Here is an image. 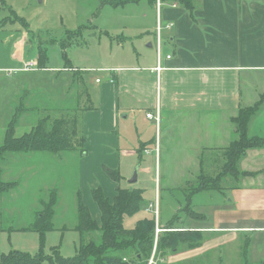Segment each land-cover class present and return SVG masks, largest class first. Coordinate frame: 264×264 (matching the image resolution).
Returning <instances> with one entry per match:
<instances>
[{"label": "crops", "instance_id": "obj_1", "mask_svg": "<svg viewBox=\"0 0 264 264\" xmlns=\"http://www.w3.org/2000/svg\"><path fill=\"white\" fill-rule=\"evenodd\" d=\"M99 1L102 11H118L111 14L117 20L114 26L108 21L110 15L101 25L104 15L93 18V27L109 36L110 49L114 51L112 59L102 67L103 77L93 72L92 90L86 78L90 71L73 67L64 53V67L51 73L57 89L49 87L50 92L42 93L25 84L10 100L11 112L20 116L16 136L28 132L18 135L22 116H36L29 122L31 130L51 114L56 118L70 117L63 103L72 105L73 101L76 108L83 100H91L88 105L83 102L77 111L72 105V118L78 121L85 149L83 157L77 154L79 151L72 152L84 187L76 189L77 204L80 194L100 227L102 212L93 189L102 188L105 196L113 200L119 187L138 188L143 190L144 201L137 221L155 222L154 244L148 258L129 260L122 255L126 249L116 254L110 248L108 253L122 256L128 264H264V146L247 149L235 163L234 173L227 168L233 158L224 150L241 137L233 120L241 109L255 110L248 121V137L264 140V0H194L192 9L177 1L160 0V10L158 0ZM143 2L147 4L145 8L136 12ZM159 15L163 24L160 51ZM149 17L151 24L146 22ZM137 20L143 24L133 29ZM66 34L64 41L74 44L73 39L80 33L67 29ZM40 50L43 49L39 47L41 62L32 59L38 66L35 72L48 71L49 57H42ZM157 66L161 69L156 70ZM61 76L65 77V87L58 82ZM77 81L80 89L72 95V85ZM59 92V109L54 112L56 105L50 103L49 97L53 100ZM158 108L161 121L153 124L155 120L147 114H157ZM4 137H0V146ZM33 152L8 153L2 165L30 168ZM91 162L97 177H93V185L85 179ZM105 168L118 170L121 180L115 181ZM135 169V179L124 186V176ZM203 176L219 188L195 191ZM17 184L19 187L20 182ZM88 186L92 198L88 197ZM153 188L154 201L150 197ZM163 191L171 196L183 191L186 198L185 203H173L175 207L165 222L159 199ZM76 209L75 229L80 237L83 232L79 230ZM39 211L32 213L31 222L29 218L22 221L18 229L37 231L41 238L36 229L42 217ZM183 211L185 215L179 214ZM56 212L57 208L52 230L57 229ZM158 226L177 234L196 232L198 236L171 247L163 238L168 231L156 236ZM95 232L85 234L87 241L100 243L101 236Z\"/></svg>", "mask_w": 264, "mask_h": 264}, {"label": "rangeland", "instance_id": "obj_2", "mask_svg": "<svg viewBox=\"0 0 264 264\" xmlns=\"http://www.w3.org/2000/svg\"><path fill=\"white\" fill-rule=\"evenodd\" d=\"M146 5L143 2L136 12L141 8L144 9ZM108 6L111 7L109 4ZM101 7L102 4L99 0H0V137H4L3 130L8 122L15 117V112H11L9 102L15 98V93L25 84L30 85L33 89L42 90V93L50 92L49 87L58 88L53 85L51 73L54 70L56 72L62 70L64 67L67 62L66 56H63L64 53L71 60L73 67L90 71V76H86L87 86L93 90V72H95L94 74L99 73L98 76L102 78L104 74L101 73L102 67L107 65L114 55V51L110 49L109 36L93 27L96 24L93 18H100L104 15L99 23L101 25L110 15L108 21H111L114 26L117 20H113L114 16L111 14L118 13V11L112 9L102 11ZM151 21L150 17L146 18L147 24H151ZM141 23L142 21H134L133 29L140 28ZM86 24L90 26L85 27ZM67 29L80 33L73 39L74 44L64 41L67 39ZM39 47L43 49L40 50V54L44 51L49 57L48 62L46 61L48 71L35 72L33 70L38 66L32 59L41 62ZM27 61L30 62L27 63ZM26 63L29 65L28 70H26ZM80 72L82 71L80 70ZM68 78L72 79V73ZM58 82L63 87L66 86L64 76H61ZM79 89L77 81L72 85V95H75L74 91L77 92ZM61 92L55 95L53 100L51 95L49 97L50 103L56 105L54 112H58ZM39 93L40 91H37V94ZM83 102L88 105L92 101L83 100L82 103L76 105V108L73 101L71 104L77 111L84 104ZM62 105L66 111H70L68 113L72 118L74 111L72 105L68 103ZM40 112H46V110L41 109ZM53 116L51 114L49 119ZM35 119V115L32 117L22 116L17 129L18 135L29 131V122ZM153 124H157V122ZM77 154L80 157L84 156L80 152ZM31 156L33 165L30 168H22L17 164L13 167L2 165L4 167L2 179L11 183H16L15 180H18L20 185L9 192H0V261L2 254L18 249L31 255L41 253L43 255L41 264H63L60 263L61 258L75 257L82 239L87 241V236L80 235L79 237V232L75 229L77 223L74 218L78 206L76 189L78 186L84 188L78 171L76 154L38 151L33 152ZM55 158L58 160L56 161ZM135 172L136 169L131 174L124 176L122 181L124 186L130 185L129 182L135 179ZM93 177L97 179L93 173V162H91L87 165L85 179L93 185ZM51 188H55L58 193V201L55 205L57 212L54 217L57 229L50 230L41 241L37 231L19 230L18 228L22 227V221H26L28 218L31 222L32 213L43 209V202L49 201L51 192L55 190H50ZM89 189L88 186V197L92 198ZM183 193V191H178L175 196H171L167 191H163L162 196H159L163 222L172 213V208L175 207L173 203H177V201L185 203L186 198ZM146 194L149 195V192ZM154 195L153 188L150 196L153 201L155 200ZM142 209L144 210V206ZM140 212H142L141 209L132 216H126L124 220L126 228L135 225ZM179 214L185 215L184 211ZM64 225L65 228H63ZM169 229L158 226L156 236L170 231ZM94 234L97 237L101 236L98 231ZM88 237L90 238V236ZM91 238H93V233ZM126 245H128V241H122L119 246L124 248ZM119 249L114 248V253L123 252ZM122 255H127L132 261L136 259V253L132 246L128 247Z\"/></svg>", "mask_w": 264, "mask_h": 264}, {"label": "trees", "instance_id": "obj_3", "mask_svg": "<svg viewBox=\"0 0 264 264\" xmlns=\"http://www.w3.org/2000/svg\"><path fill=\"white\" fill-rule=\"evenodd\" d=\"M177 1L186 8L192 9L194 7V0H170ZM46 58V52L42 51L40 54ZM255 112L253 108L241 109L240 114L233 120L237 123L238 130L241 132L239 140L230 143L224 150L233 158L231 165L227 168L231 173L236 172L235 163L244 156L246 150L250 147L264 146L262 138H251L247 135V125L252 113ZM18 115V114H17ZM15 116L8 124L4 143L0 146V192H8L17 187L16 183L4 181L2 179L3 168L2 163L8 153H28L33 151H48L51 153L61 154L63 152L79 151L85 153L84 137L79 132V124L76 118L70 117H52L44 118L37 122V124L28 132L21 136H16V128L20 116ZM106 172L111 178L119 182L121 175L118 170H110L105 168ZM195 191L205 189L219 188L214 187L211 181H208L203 176ZM118 194L113 200L107 198L102 188L93 189V197L98 203L102 212L101 223L98 224L92 219L88 207L83 203L81 195L78 198V213H79V230L82 237L88 232L98 231L101 234L100 243H96L93 239L81 242L78 253L72 258H61L63 264H128L123 260L122 256L110 254L107 252L110 248L127 249L132 246L135 250L136 257L148 258L151 255L154 235L155 222L154 220L141 219L138 220L133 228L126 229L124 226L125 217L136 214L144 201L142 189H124L118 188ZM58 201L57 190H53L50 199L43 202V209L38 212L42 217L37 220V230L41 233V241L44 239L46 231L53 229L52 218L55 213V205ZM174 228V227H171ZM163 237L168 246H173L180 241L194 239L198 236L196 232L184 231L177 234L173 231H168ZM122 241H128V245L124 248L120 247ZM43 255H31L28 252L21 250H11L8 253L2 254L0 264H41Z\"/></svg>", "mask_w": 264, "mask_h": 264}, {"label": "built area", "instance_id": "obj_4", "mask_svg": "<svg viewBox=\"0 0 264 264\" xmlns=\"http://www.w3.org/2000/svg\"><path fill=\"white\" fill-rule=\"evenodd\" d=\"M157 6H158V10H160L161 8V1L158 0L157 2ZM172 26V25H171ZM162 28H163V24H162V20H161V15H159L158 17V22H157V32H158V38H157V48H158V51H160V46H161V39H160V32L162 31ZM33 65V64H32ZM28 66L27 65V69H28ZM161 67L160 66H157L156 67V70H160ZM147 116L151 119H154L155 122L159 123L161 121V115H160V110L158 108L157 110V114H154V113H148ZM159 229L157 230V233H158ZM154 263V258L151 259V263Z\"/></svg>", "mask_w": 264, "mask_h": 264}]
</instances>
